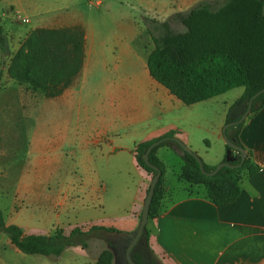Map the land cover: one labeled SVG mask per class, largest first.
Masks as SVG:
<instances>
[{"label": "crops", "instance_id": "crops-1", "mask_svg": "<svg viewBox=\"0 0 264 264\" xmlns=\"http://www.w3.org/2000/svg\"><path fill=\"white\" fill-rule=\"evenodd\" d=\"M26 1L30 6L29 1L34 4L40 0ZM62 1L60 5L35 6L37 24L33 30L79 29L83 34V61L72 84L57 97L47 99L27 90L30 96L38 95L34 105L41 103L43 110L53 105L52 100L60 107L54 108L52 127L44 131L42 126L38 137L31 141L38 149L53 151L56 160L70 159L85 169L90 177L91 207H107L104 195L114 197L108 207L123 214L91 227L132 233L151 180L136 162L135 147L174 133L173 137L200 155L205 166L215 168L227 156L222 127L229 108L224 123L207 128L199 114L201 102L185 105L150 75L147 56L153 43L145 27L135 20L95 27L85 15V8L92 2ZM201 1L205 0L166 1L162 15L154 6L148 11L140 5L138 10L146 17L151 14L158 22H170L173 14L187 12ZM100 4L97 0L96 6ZM130 10L135 9L131 6ZM177 26L172 24L174 29ZM243 93L244 89L241 96ZM206 133L211 135V142L204 141ZM238 137L259 170L242 180L236 200L224 206L210 202L203 186L179 180L184 159L175 146L157 150L156 156L165 167V195L158 217L150 224L151 248L163 256L166 264H264V104L247 116ZM201 141L208 150L214 147L216 154L201 156L196 146ZM172 158L179 162L176 190H185L184 194H177L167 180L174 175ZM50 176L45 175V183ZM34 191L37 199L54 206H61L67 198L59 188L46 194L40 188Z\"/></svg>", "mask_w": 264, "mask_h": 264}, {"label": "trees", "instance_id": "trees-1", "mask_svg": "<svg viewBox=\"0 0 264 264\" xmlns=\"http://www.w3.org/2000/svg\"><path fill=\"white\" fill-rule=\"evenodd\" d=\"M263 6L264 0H205L187 12L173 14L170 22L146 20L145 23L149 21L151 24L146 29L153 43V49L147 56L150 75L187 106L243 88V95L229 107L226 123L238 120L245 112L249 99L264 89ZM172 24L182 27L183 31L174 29ZM0 46H6L1 27ZM82 61L83 34L79 29H35L10 57L6 73L9 79L27 90L51 99L72 84ZM263 104L264 93L254 100L250 114L258 111ZM242 125L227 129L228 138L239 146L238 132ZM173 136L174 133H168L164 138ZM158 140L140 143L134 150L136 162L151 178L156 171L145 165L143 155L149 145ZM171 145L182 153L184 159L179 180L203 186L206 198L216 206L234 202L240 193L242 180L259 170L247 153L241 167H223L217 174L208 177L200 172L197 161L175 142L167 140L155 147L149 154V161L162 175L155 187L148 223L141 237L147 247H150L153 234L150 224L158 217L165 195V167L156 152L160 147ZM225 148L237 156L229 163L238 164L240 155L226 145ZM204 169L209 172L215 168L204 165ZM90 231L110 232L112 229L93 226ZM0 233L6 235L10 245L22 254L55 258L69 247L87 249L90 236L89 232L78 227L68 233L63 229L57 230L52 236L24 235L17 226L5 224L1 210ZM113 257L111 250L103 249L94 264H113Z\"/></svg>", "mask_w": 264, "mask_h": 264}, {"label": "rangeland", "instance_id": "rangeland-1", "mask_svg": "<svg viewBox=\"0 0 264 264\" xmlns=\"http://www.w3.org/2000/svg\"><path fill=\"white\" fill-rule=\"evenodd\" d=\"M96 1L83 0L85 3L92 2V5L85 8V15L88 22L95 27H101L103 24L115 25L118 21L127 24L130 20H135L140 27L147 28L151 24L145 21L156 19L150 14L152 12L148 17L144 16L138 10L140 5L148 11L154 6L162 15L163 4L169 0H100L101 4L97 6ZM13 2L0 0V27L6 45L0 46V210L5 224L17 226L24 235L52 236L57 230L63 229L68 233L71 229L78 227L84 232H89L90 236L87 249L69 247L60 257L55 258L22 254L10 245L6 235L0 233V264H94L103 249L112 251L113 264H124L125 249L121 242L115 241L108 232L90 231L92 225L123 214V211L116 212L108 207L114 202V197L104 195V198H107V207H91L90 177L85 169L77 167V163H73L70 159L63 158L61 162L56 160L53 151L38 149L37 145L31 141L38 137L42 126L44 131L52 127L54 108L60 107L56 106L53 100V105L44 110L41 103L38 106L34 105L39 98L38 95H28L26 87L11 79L8 80L6 73L13 51H16L26 36L36 27L37 17L34 7L60 5L65 1L40 0L34 4L29 1L30 6L27 5L26 0H20L19 3ZM153 2L154 5H152ZM121 4L122 6H119ZM131 6L135 9L134 11L130 10ZM117 10L121 11L122 15L125 14L124 19L119 16L121 12ZM23 19L26 22H23ZM178 28L177 26L176 29L179 30ZM242 92L243 88H235L201 102L199 114L204 117L203 123H206L207 128L224 123L229 106L241 96ZM31 104H33L32 107ZM46 134L49 136L51 132ZM206 139L204 141L211 142L209 133H206ZM204 141L196 143L199 154L204 158L207 153L211 156L215 155V148L206 149L207 145ZM196 155L201 159L200 155L197 153ZM229 159L236 160V154H230ZM172 164L174 175L170 174L167 180L172 189L176 190L179 162L172 158ZM45 175H51L47 178L48 183H45ZM122 178L128 180L127 176ZM182 185L184 189L188 188V185ZM36 188H40L45 194L59 188L62 193L67 194L66 201L61 206H54L45 202L43 198L37 199L34 191ZM176 192L177 194L186 193L185 190H176ZM147 252L153 262L166 264L163 256L151 248V242Z\"/></svg>", "mask_w": 264, "mask_h": 264}, {"label": "water", "instance_id": "water-1", "mask_svg": "<svg viewBox=\"0 0 264 264\" xmlns=\"http://www.w3.org/2000/svg\"><path fill=\"white\" fill-rule=\"evenodd\" d=\"M262 13L264 14V6H263V9H262ZM263 93H264V89L256 92L249 99L248 104H247V108H246L245 112L242 114V116L236 121H232V122L226 123L224 125V127L222 128V136H223V141H224L225 145L229 149H231L234 152H237L240 155V162L238 164H236V165H231L229 163L230 162V159H229L230 151H227V156L225 158L226 160L221 162L219 165H217L214 170L207 172L204 169V165H203L201 159L193 151H191V149H189L180 139L175 138V137L162 138V139H160L158 141H155V142H153L152 144L149 145V147L147 148L146 152L143 155V161H144V163H145V165L147 167H149V168L153 169L154 171H156V174L150 180L149 188H148L147 194L145 196V199H144V202H143V205H142L140 220L138 222V225H137L135 231H133L132 233H123V234L131 235V236L133 235L134 236L132 243L128 246V248L126 250V258H127L128 262H129V264H134L133 261L131 260L130 251H131L133 245L135 244V242L142 236V234H143V232H144V230H145V228L147 226L148 213H149L151 200H152V197H153V194H154V191H155V187H156V185H157V183H158V181H159V179H160V177L162 175V172L156 166H154V165H152L150 163V161H149L150 152L155 147L160 145L161 143H163V142H165L167 140H171V141L175 142L185 153L191 155L197 161L199 169H200V172L203 175H206L208 177L214 176L223 167H228V168H231V169L241 167L243 165L245 159H246L247 153L245 152V150L241 146L235 144L231 139L228 138L227 129L230 128V127L237 126V125L243 123L245 121V119L247 118V116L251 112V108H252V104H253L254 100L258 96L263 94Z\"/></svg>", "mask_w": 264, "mask_h": 264}, {"label": "flooded vegetation", "instance_id": "flooded-vegetation-1", "mask_svg": "<svg viewBox=\"0 0 264 264\" xmlns=\"http://www.w3.org/2000/svg\"><path fill=\"white\" fill-rule=\"evenodd\" d=\"M108 234H111L113 239L115 241L121 242L124 250V264H129L127 258H126V250L128 246L132 243L134 236L132 235H127L123 233H118V232H108ZM142 237V236H141ZM139 238L135 244L133 245L131 251H130V256L131 260L133 261L134 264H161L158 261H154L150 259L149 254L147 252V245L145 240L142 238Z\"/></svg>", "mask_w": 264, "mask_h": 264}, {"label": "built area", "instance_id": "built-area-1", "mask_svg": "<svg viewBox=\"0 0 264 264\" xmlns=\"http://www.w3.org/2000/svg\"><path fill=\"white\" fill-rule=\"evenodd\" d=\"M23 22H26V20H25V19H23Z\"/></svg>", "mask_w": 264, "mask_h": 264}]
</instances>
